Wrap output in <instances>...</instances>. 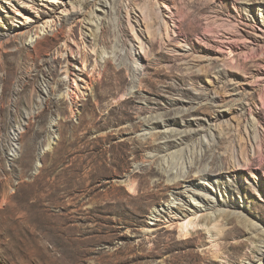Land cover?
<instances>
[{
	"label": "rangeland",
	"instance_id": "rangeland-1",
	"mask_svg": "<svg viewBox=\"0 0 264 264\" xmlns=\"http://www.w3.org/2000/svg\"><path fill=\"white\" fill-rule=\"evenodd\" d=\"M96 1L0 0V36L20 33L0 46V264H264V0ZM80 2L95 25L66 19ZM147 6L161 31L129 94ZM239 121L253 166L230 173ZM208 203L245 217L217 220L219 257L177 228L176 206Z\"/></svg>",
	"mask_w": 264,
	"mask_h": 264
},
{
	"label": "bare ground",
	"instance_id": "bare-ground-1",
	"mask_svg": "<svg viewBox=\"0 0 264 264\" xmlns=\"http://www.w3.org/2000/svg\"><path fill=\"white\" fill-rule=\"evenodd\" d=\"M80 3H79L80 5L79 4L78 5L81 6V8L84 7L82 9V11H80L81 10L80 9L79 12H77V13H71V15L69 14V16H67L66 19L68 21H70V20H74L75 21V19H78V18H85L86 20H88V25L89 26L95 25L94 23H96L97 21L95 22L94 18L91 17V12L88 11V8L90 7V3L89 2L88 3L80 2ZM96 3H97V5H99L100 9L99 8L98 9L102 13H107V12L109 13L110 6H109V1L108 0H97ZM128 8H130V7H128ZM135 11H136V9H135ZM141 13H142V16H143V21L145 22V25L146 26L144 28V31H143V28L142 29L141 28L138 29L140 31V35H139V37L137 36V38L139 40V46H140V48L139 49H137V48L135 49L134 48L135 47V43H133V46H134L133 48L134 49H133V51L131 53V57L134 58L135 62H134V65L131 66V70H132V76H133L134 85L131 87V91L129 92V94H132L133 91L135 90L136 86H137L136 85V82L138 80V75H139V71H140L139 70L140 69L139 67H144L142 53L145 52V55L148 54V52H149V46H148V44L151 41V39L154 37L155 31H157V30H159V32L161 31V29H160L161 27H159V29L153 30V28H154V17H153L154 16V11L151 8V6H147V7L143 8V9H141ZM66 15H67V13H66ZM159 18H161V20H162L161 21L162 22V28H163V26H168L169 25L167 19L164 16L163 17L162 16H159ZM134 20H135L136 24H138V25L141 24V20L139 18L135 17ZM129 22H130V25L132 26V29L135 31L136 30V26L132 22V20L130 19V17H129ZM48 27H46V28H48ZM47 31H49V30L47 29ZM92 34L95 35V33H92ZM19 35H20L19 30H9L8 34H5L4 36H0V46L2 45V43L6 42L8 40H15V39H17L19 37ZM161 38H162V35H161ZM3 40H6V41L3 42ZM75 46H76V44H73V46L70 45V47H69L70 55L72 56V58H74L75 53H76ZM73 65H75V64H73ZM77 71H80V69H77V67L73 66V69L68 70V73L66 72L67 73L66 79L69 82V86L68 87H70V89H73V91L70 90L68 94L67 93H64L62 95V96L70 97V99L72 100V97H71V91H72L74 93V96H75V99H76L75 102L79 101L81 99V97H84L85 96V90L89 89V87H87L86 85L81 86L79 84V81L78 80H80L81 82H83L84 79L81 78V77H79L80 79L77 80ZM79 76H81V75H79ZM46 93H47V91H46ZM73 93H72V95H73ZM214 98L215 97H213V99ZM47 99H49V98H47ZM47 99H46V102H48ZM42 101H43V99H42ZM42 103H44V102H42ZM239 105H240L241 109L244 106L243 103H240ZM220 119H222V117H219V120ZM248 126H249L248 124H246L244 126V124L242 122H240V121L236 125V134H235V138L233 139V142H232V144H233L232 145L233 154H232V164H231V167H230V173L231 172L232 173H237L241 168H243L245 166H250V168L253 166V163H250L249 164V161L251 160L252 150H253V144H255V142L252 139L251 140L248 139L247 142H246V140H245V137H246L245 136V133L246 132H247L246 134H249V132L251 133L252 132V129L255 128V126H253V125H250V127H248ZM23 131H24L23 130V125H20V126L14 128V130L12 131V140L14 142H13V147L11 149V155H13V156L16 155L17 149H19V146L16 143V141L18 142L19 134H21ZM208 137H210V139L211 138H214V133L213 132L210 133L208 135ZM206 138H207V135H206ZM254 139L256 141V144L263 143V140L260 139V137H258V136H256ZM249 144L251 145V147H250ZM45 151H46V149H43V151H41L42 154H44ZM256 153H257V151H256ZM199 174H200V177L201 178L206 177L207 174H208L207 173V169H204V170L200 171ZM208 181H209L208 183H210L213 186L216 185V183H217L213 179L212 180H208ZM128 186L130 187L131 191L132 190L134 191L136 189L135 188L136 187L135 184H130L129 183ZM204 190L206 191V193H209V194H212V195H215L216 194L215 193V190L212 189V187L210 188L207 185H204ZM37 204H38V202H37ZM33 205H35V203ZM241 207L242 208L243 207L245 208V205L244 206H241ZM175 208H176V210H175L176 212L175 211L174 212L178 216L177 217L178 218L177 228L179 229V232H180V234L182 236V239L184 237V240H187L188 238L193 237V234H200L201 232L203 234H206L207 237L211 240V243H212V248L211 249L212 250L214 249L215 257H219L220 244H219L218 241H220V239H221V237H222V235L224 233V229L221 228L217 224V220L219 219V217H223V219H226V220L228 218L230 219V218H234L236 216L238 218H242V219L245 218L244 215H243V213L241 214L239 211L236 212V211H233L231 209H226V208L225 209H218L215 204H211V203L206 204L205 205V209H202V208L199 209L200 210V213H198V211H192V209H188L187 207H185L183 205L176 206ZM168 209H170V208H168ZM157 220H158V218H157ZM156 225L157 224H154V226H156ZM170 227H172V225ZM148 229L149 228H147V230ZM156 231H157L156 228H154V227L153 228L152 227L150 228V232H153L154 233ZM169 231H172L171 228H169ZM260 244L263 245V246H261V248L258 247L261 251L258 249L255 254H257V256L262 259V256L264 258V251L262 250V249H264V242L261 241ZM186 245H189V244L188 243L187 244H183V245H181V247H184ZM257 246H259V245L257 244ZM156 256H157L156 254H152V257L153 258H155Z\"/></svg>",
	"mask_w": 264,
	"mask_h": 264
}]
</instances>
